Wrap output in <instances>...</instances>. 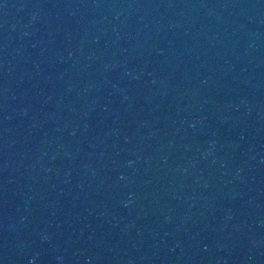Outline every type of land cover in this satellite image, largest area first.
Wrapping results in <instances>:
<instances>
[{"label": "water", "instance_id": "obj_1", "mask_svg": "<svg viewBox=\"0 0 264 264\" xmlns=\"http://www.w3.org/2000/svg\"><path fill=\"white\" fill-rule=\"evenodd\" d=\"M0 264H264V0H0Z\"/></svg>", "mask_w": 264, "mask_h": 264}]
</instances>
